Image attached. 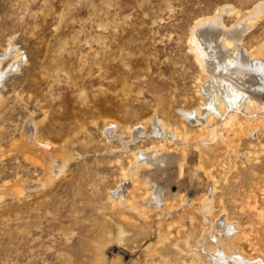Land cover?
Segmentation results:
<instances>
[{"label":"rangeland","instance_id":"1","mask_svg":"<svg viewBox=\"0 0 264 264\" xmlns=\"http://www.w3.org/2000/svg\"><path fill=\"white\" fill-rule=\"evenodd\" d=\"M218 14L264 46V0H0V264H208L193 245L225 217L264 259V91L222 142L181 115L208 101L193 31ZM161 146L169 165L131 171Z\"/></svg>","mask_w":264,"mask_h":264},{"label":"bare ground","instance_id":"2","mask_svg":"<svg viewBox=\"0 0 264 264\" xmlns=\"http://www.w3.org/2000/svg\"><path fill=\"white\" fill-rule=\"evenodd\" d=\"M229 10V7L223 8L221 13H227ZM261 11V5L255 6L248 15V21L258 17ZM251 28L252 22L247 23L244 20L235 21L231 26L225 27L221 24V15L219 14L212 19L199 22L194 28V49L207 77L201 92L208 101L206 105L201 106L199 112L184 113V111L181 115L190 124H199L209 130L212 134L209 141L215 139L216 142L220 139L221 135L217 136L214 133L217 125L232 126L233 123H230L229 120L233 122L239 114L248 113V104L251 100L257 99L258 95L264 91V46L258 47L255 52H249L243 45V39L251 31ZM152 125L157 135L169 133L177 145L184 144V139H180V134L170 129L163 121L154 119ZM170 156L163 146L154 147L138 155L139 159L134 163L131 171L135 173L136 164L143 161L163 170L171 163ZM150 184V181L146 183V185ZM25 187L31 189L36 186L27 183ZM211 196L212 193L197 209L204 223L213 221L210 220L213 204ZM162 198L159 192L154 191L140 204L145 210H155V208L163 210L161 207ZM166 213L169 214V212ZM210 224V228L204 230L200 235V243L197 246L193 245L195 252H191L200 262L208 264H264V259L249 258L242 254L236 245L238 232H241L237 223L233 224L225 217L222 221L210 222ZM210 244L212 251L211 246L209 247Z\"/></svg>","mask_w":264,"mask_h":264}]
</instances>
